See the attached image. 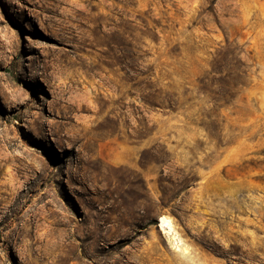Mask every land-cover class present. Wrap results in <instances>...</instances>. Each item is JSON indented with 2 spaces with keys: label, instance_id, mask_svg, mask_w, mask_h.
Instances as JSON below:
<instances>
[{
  "label": "rangeland",
  "instance_id": "obj_1",
  "mask_svg": "<svg viewBox=\"0 0 264 264\" xmlns=\"http://www.w3.org/2000/svg\"><path fill=\"white\" fill-rule=\"evenodd\" d=\"M0 264H264V0H0Z\"/></svg>",
  "mask_w": 264,
  "mask_h": 264
},
{
  "label": "bare ground",
  "instance_id": "obj_2",
  "mask_svg": "<svg viewBox=\"0 0 264 264\" xmlns=\"http://www.w3.org/2000/svg\"><path fill=\"white\" fill-rule=\"evenodd\" d=\"M43 70H44L43 72H46L47 68L44 67ZM56 88H58V87H56ZM158 220H159L158 226H159L160 230L168 236V238L171 240V242H173V244H174L173 247L175 248V250L180 251L184 255H185V253L189 252V251H187L188 245H187L185 239L181 236V234L178 233V231L175 230L173 220L167 215H160L158 217ZM187 254H189V253H187Z\"/></svg>",
  "mask_w": 264,
  "mask_h": 264
}]
</instances>
